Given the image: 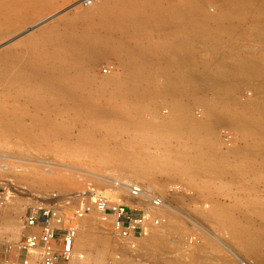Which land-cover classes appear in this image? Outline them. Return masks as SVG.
I'll return each instance as SVG.
<instances>
[{"label": "rangeland", "instance_id": "rangeland-1", "mask_svg": "<svg viewBox=\"0 0 264 264\" xmlns=\"http://www.w3.org/2000/svg\"><path fill=\"white\" fill-rule=\"evenodd\" d=\"M133 3L0 0L1 238L91 183L148 229L121 239L89 208L68 264H264V0Z\"/></svg>", "mask_w": 264, "mask_h": 264}, {"label": "built area", "instance_id": "built-area-1", "mask_svg": "<svg viewBox=\"0 0 264 264\" xmlns=\"http://www.w3.org/2000/svg\"><path fill=\"white\" fill-rule=\"evenodd\" d=\"M98 0H83L90 5ZM107 68L103 69L106 72ZM226 130L223 135L227 137ZM1 183V182H0ZM142 190L133 187L132 194L137 196ZM6 188L0 184V207L8 198ZM52 194L46 203L27 206L22 223V235L15 246V262H7L13 248L9 242L0 237V264H68L72 257L74 238L78 230L79 220L89 208H95L104 217L112 216V228L121 238H137L146 233L148 224L143 214L133 217L131 208L121 199H114L96 190L88 183L85 191L71 196L59 198ZM159 198L153 200L154 206H159ZM153 219L157 225L161 219ZM1 224V219H0ZM137 245V243H136ZM132 248L135 244L130 245ZM131 264H151L144 259L135 258Z\"/></svg>", "mask_w": 264, "mask_h": 264}, {"label": "bare ground", "instance_id": "bare-ground-1", "mask_svg": "<svg viewBox=\"0 0 264 264\" xmlns=\"http://www.w3.org/2000/svg\"><path fill=\"white\" fill-rule=\"evenodd\" d=\"M100 1H102V0H98L97 2H100ZM106 2H107V4L111 1V0H105ZM115 3H116V5H113L112 6V8H114L115 6L116 7H118L119 8V10L120 9H122V16H128V17H131V18H136V15H137V12H136V9H135V3H133V2H136V0H129V3L127 4V1L128 0H113ZM97 2H94V3H97ZM84 4V3H83ZM93 4V3H92ZM127 4V5H126ZM126 5V6H125ZM132 6H134V7H132ZM142 8V7H141ZM135 9V10H134ZM264 9V8H263ZM121 11V10H120ZM119 11V12H120ZM124 21V20H123ZM81 33V32H80ZM96 36V35H95ZM90 38V37H89ZM96 38V37H95ZM95 38H93L92 37V39H94V40H97V39H95ZM97 38H98V36H97ZM99 38H101V37H99ZM91 39V40H92ZM105 39V38H104ZM102 40H103V37H102ZM98 41H100V42H102L100 39H98ZM104 41V44H105V40H103ZM107 41H108V39H107ZM96 43H98L97 41H96ZM103 43V42H102ZM102 45V44H101ZM103 46V45H102ZM101 46V47H102ZM123 46H124V44H123ZM101 47H99V48H101ZM127 47V46H126ZM105 48H107L106 46H105ZM98 49V46L97 47H95V49H93V53L92 54H95V50H97ZM102 49H103V47H102ZM122 49V48H121ZM123 50V49H122ZM75 52V55H76V57H81V55H83V53H84V55L86 54L85 52L86 51H89V49L88 50H84V48H80V47H73V49H72V52ZM99 51H101L100 49H99ZM123 51H125V53L127 52V49L126 50H123ZM129 53V52H128ZM89 54V57H92L93 55H91V52L90 53H88ZM126 55H129V54H127L126 53ZM86 56V55H85ZM88 56V55H87ZM97 56H98V54H97ZM237 70V69H236ZM233 71V70H232ZM234 72V71H233ZM237 73H235L236 74V76L237 77H239V75H237L238 74V72H241L240 71V68H238V70L236 71ZM243 73V72H242ZM240 74V73H239ZM227 76V75H226ZM230 76V75H229ZM202 79H204V78H202ZM75 97V96H74ZM89 113V112H88ZM125 119V118H124ZM127 120V119H126ZM18 148V147H17ZM35 149V148H34ZM132 168H133V166H132ZM131 168V169H132ZM135 168V167H134ZM2 170V169H1ZM125 170V169H124ZM127 171V169L125 170V172ZM122 172H124V171H122ZM124 172V173H125ZM130 173V172H129ZM126 174V173H125ZM68 175V174H67ZM132 177H129V178H134V176H133V174L131 175ZM64 177V176H63ZM61 179V178H60ZM59 179V180H60ZM118 180H119V178H117ZM117 179H115V180H117ZM62 180V179H61ZM66 180V179H65ZM122 180H124L125 182H126V178H121L118 182H124V181H122ZM131 180H133V179H131ZM120 182V183H121ZM130 182V181H129ZM116 183H117V181H116ZM126 183H128V182H126ZM125 183V184H126ZM119 184V183H118ZM124 184V183H123ZM129 184V183H128ZM131 184V183H130ZM121 185V184H120ZM12 195L13 196H15L16 197V195L14 194V193H12ZM57 196V195H56ZM11 202V201H10ZM10 202H4L3 203V205L0 207V213H1V209H2V211L4 212V217H5V220H4V229L6 230V231H8V232H12V231H16L17 230V227H16V224H15V220H14V218H13V214H16L17 213V207H15V206H12V207H5L7 204H9ZM34 202H35V200H34ZM32 204V203H31ZM36 204H38V202L36 203ZM9 206V205H8ZM3 207V208H2ZM5 207V208H4ZM11 213H13L12 215H11ZM3 214V213H2ZM0 219H1V214H0ZM2 221V220H1ZM2 223V222H1ZM0 229H1V224H0ZM115 233V232H114ZM76 235H77V233H76ZM1 237V236H0ZM117 237H119V236H117ZM119 238H121V237H119ZM76 239V236H75V238H74V240ZM121 239H133V237H130V238H121ZM261 239V238H260ZM82 242V238L80 239V243ZM14 245H17V243H15ZM14 245H12V251H10V253H11V255L8 257V259H7V262H12V256H14L16 253H15V246ZM81 245V244H80ZM17 252V251H16ZM72 253H73V251H72ZM87 255V254H86ZM85 255V256H86ZM88 256V255H87ZM90 256V255H89ZM74 257H77V256H75L74 255ZM78 258L79 259H83V256H78ZM86 258V257H85ZM97 258H99V259H96V261L98 262V264H101V260H102V258H100V257H97ZM76 260V259H75ZM86 260V259H85ZM92 260V259H91ZM91 260H87L86 261V263H88L89 261H90V263H91ZM78 261V260H77ZM85 262V261H84ZM83 262V263H84ZM85 263V264H86ZM93 263V262H92ZM80 264H81V262H80ZM94 264V263H93Z\"/></svg>", "mask_w": 264, "mask_h": 264}]
</instances>
